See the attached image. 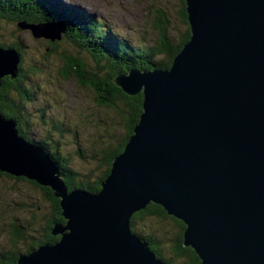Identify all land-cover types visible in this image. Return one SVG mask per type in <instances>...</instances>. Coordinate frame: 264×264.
I'll return each mask as SVG.
<instances>
[{"label": "water", "instance_id": "1", "mask_svg": "<svg viewBox=\"0 0 264 264\" xmlns=\"http://www.w3.org/2000/svg\"><path fill=\"white\" fill-rule=\"evenodd\" d=\"M190 39L168 70L114 78L143 112L97 194L68 191L50 156L0 114V172L54 192L66 224L17 264H167L131 231L150 204L185 225L201 264H264V0H184ZM59 41L60 23H18ZM0 48L1 80L16 79Z\"/></svg>", "mask_w": 264, "mask_h": 264}, {"label": "trees", "instance_id": "2", "mask_svg": "<svg viewBox=\"0 0 264 264\" xmlns=\"http://www.w3.org/2000/svg\"><path fill=\"white\" fill-rule=\"evenodd\" d=\"M181 2L180 21L185 26V31L177 40L169 33L167 27L170 25L169 21H158L155 25L158 33L155 45L133 47L128 41L115 35L108 26L104 28L101 25L102 20L91 17L90 14L88 16L85 12L65 5L59 0H0V18L4 21L17 24L60 23L66 29L59 41L41 40L46 51L42 56H40L42 49L39 51V59L45 58L51 62L52 58L57 61L56 67L50 71L46 61L36 59L28 67L27 47L23 42L10 45L6 40L0 39L1 49H14L20 56L17 78L13 81L9 77L1 80L0 114L4 119L13 120L17 124L16 129L21 138L31 145L39 146L51 157L69 192L75 189L91 194L100 192L101 184L109 176L114 159L124 151L143 112V95H126L114 84V78L130 70H168L172 66L174 58L190 39L186 8L184 1ZM84 58L89 59L92 65ZM54 71L64 81L75 80L81 87L91 90L98 106L112 112L120 125L119 129H122L120 139L114 141L109 138V143L105 147L102 141L98 142L102 149L96 153L100 157V164L94 169L95 172L82 174L71 169L68 160L59 151V143L51 141L52 131L63 137L65 131L62 123L53 125L52 131H48L46 136L39 140H34L29 133L31 120L26 111V104L31 101V95L24 87L28 81L27 72L34 76L47 73L48 77H51ZM47 113L41 112L42 126L46 125L44 117L48 116ZM37 125L42 127L39 123ZM31 183L38 187L36 183ZM40 188L45 192L53 211L47 230L39 241L27 244L24 242V231L15 229L11 234L13 239L11 251L0 252V264H17L20 254L27 255L42 245H52L59 241L60 236L53 235L54 225L66 224L62 217L60 200L55 198L50 188ZM130 226L134 235H139L137 229L141 234L144 233L139 236L148 243L156 257L165 263L201 264L193 249L183 244L185 225L169 216L161 206L150 204L144 210L135 213ZM21 242L24 244L23 250L18 247Z\"/></svg>", "mask_w": 264, "mask_h": 264}, {"label": "rangeland", "instance_id": "3", "mask_svg": "<svg viewBox=\"0 0 264 264\" xmlns=\"http://www.w3.org/2000/svg\"><path fill=\"white\" fill-rule=\"evenodd\" d=\"M71 2L87 8L88 11H84L102 20L101 25L104 28L108 26L115 35L125 39L133 47L155 45L158 38L155 25L158 21H169L170 25L167 27L175 40L185 31V26L180 21L181 0H72ZM76 9L83 12L81 8ZM87 13L85 14L89 16ZM0 39L6 40L10 45L23 42L27 47L28 67L33 60L46 61L49 71L56 67L57 61L52 58L51 62L45 58L39 59L41 49L40 56L45 54L44 44L41 40H35L30 31L18 29L17 23L0 18ZM85 60L92 65L89 59ZM27 75L28 81L24 87L31 95V101L26 104V111L31 120L29 130L31 137L39 140L46 136L48 131H52L53 125L62 123L65 131L63 137L52 131L51 141L59 143V151L68 160L71 169L82 174L94 171L100 164V157L96 153L102 148L98 142L102 141L105 147L109 143V138L118 140L122 136V129H119L116 116L107 109L99 107L94 93L81 87L75 80L64 81L55 71L51 77H48L47 73L34 76L27 72ZM42 111L48 112V116L44 117L45 126L40 124ZM54 166L56 167L55 164ZM40 187L33 185L27 179L0 172V252L10 253L13 240L11 234L15 229L24 231V242L27 244L39 241L47 230L53 211L45 192ZM137 233L144 234L138 229ZM18 247L23 250V242Z\"/></svg>", "mask_w": 264, "mask_h": 264}, {"label": "bare ground", "instance_id": "4", "mask_svg": "<svg viewBox=\"0 0 264 264\" xmlns=\"http://www.w3.org/2000/svg\"><path fill=\"white\" fill-rule=\"evenodd\" d=\"M141 94L143 95V98H144V94H143V93H141ZM50 158H51V157H50ZM138 237H139L140 239H142L139 235H138ZM32 252H33V251H32ZM23 255H24V254H23ZM20 256H22V254H20L19 257H20Z\"/></svg>", "mask_w": 264, "mask_h": 264}]
</instances>
